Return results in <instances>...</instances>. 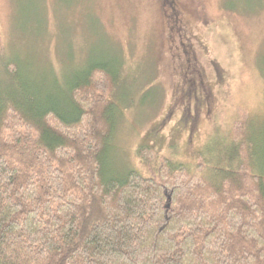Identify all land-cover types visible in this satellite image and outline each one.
Returning <instances> with one entry per match:
<instances>
[{
	"label": "trees",
	"instance_id": "1",
	"mask_svg": "<svg viewBox=\"0 0 264 264\" xmlns=\"http://www.w3.org/2000/svg\"><path fill=\"white\" fill-rule=\"evenodd\" d=\"M21 64L0 59V264H264V123L242 111L195 171L162 157L114 175L122 70L93 62L53 95Z\"/></svg>",
	"mask_w": 264,
	"mask_h": 264
},
{
	"label": "rangeland",
	"instance_id": "2",
	"mask_svg": "<svg viewBox=\"0 0 264 264\" xmlns=\"http://www.w3.org/2000/svg\"><path fill=\"white\" fill-rule=\"evenodd\" d=\"M11 58L53 95L93 62L122 70L114 175L153 176L162 157L195 171L228 148L242 111L263 128L264 0H0V59Z\"/></svg>",
	"mask_w": 264,
	"mask_h": 264
},
{
	"label": "water",
	"instance_id": "3",
	"mask_svg": "<svg viewBox=\"0 0 264 264\" xmlns=\"http://www.w3.org/2000/svg\"><path fill=\"white\" fill-rule=\"evenodd\" d=\"M170 203H171V199H170V195H169V197H168V202H167V208L170 207Z\"/></svg>",
	"mask_w": 264,
	"mask_h": 264
}]
</instances>
